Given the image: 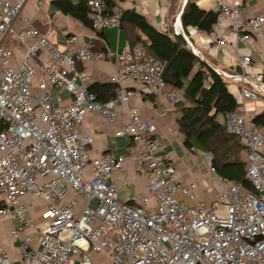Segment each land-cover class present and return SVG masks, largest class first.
Listing matches in <instances>:
<instances>
[{
  "label": "built area",
  "instance_id": "obj_1",
  "mask_svg": "<svg viewBox=\"0 0 264 264\" xmlns=\"http://www.w3.org/2000/svg\"><path fill=\"white\" fill-rule=\"evenodd\" d=\"M25 2L0 0V217L12 223L8 233L18 241L21 263L264 264V134L246 109V101L260 98L264 83L260 71H246L250 54L235 49L236 66L214 71L238 88L236 108L224 113L222 124L244 146V176L251 189L220 177L225 187L212 191L211 201L205 202L197 197L196 181L178 177L171 154L155 136L154 122L128 106L133 83L145 85L171 105L183 99L165 82V63L141 44L115 54L92 51L89 45L60 50L48 38L51 17L44 32L28 21L14 28ZM86 5L94 30L119 25V6L107 11L104 0H86ZM225 20L229 34L248 41L261 34L264 10L243 18L241 0L221 3L207 35L214 48L226 43L219 32ZM173 31L183 32L180 22H174ZM6 39L23 49L14 64ZM65 41L72 45L78 36L71 33ZM110 57L115 68L109 83L115 96L102 102L88 89L93 76L76 65ZM53 86L59 92L52 93ZM117 103L127 105L126 124L114 132L129 137L127 153L93 156L92 138L82 135L80 126L89 112L113 122ZM203 157L209 164L210 157ZM127 160L147 179L138 201L123 200L117 193ZM28 195L45 204L39 219L31 214ZM0 264H13L1 241Z\"/></svg>",
  "mask_w": 264,
  "mask_h": 264
},
{
  "label": "crops",
  "instance_id": "obj_2",
  "mask_svg": "<svg viewBox=\"0 0 264 264\" xmlns=\"http://www.w3.org/2000/svg\"><path fill=\"white\" fill-rule=\"evenodd\" d=\"M37 1L26 0L13 23L15 29H21L25 22L28 21L39 31L44 32L49 27L48 18L51 17L52 24L48 38L60 50H70L73 52L81 45H92L94 47L95 43L102 47L105 52L112 54L128 50L129 40L127 33L119 25L104 28L103 34L99 38L96 33L98 30H94L91 26L71 14L60 12L51 4V0H42V5L39 7ZM71 1L75 3L78 0ZM112 1L122 9H134L144 15L149 24L157 30L164 31L172 27L175 21L180 22L179 16L187 0H142L136 3L130 0ZM191 1L203 10L218 12L221 3L230 0ZM263 10V0H241L243 18L253 16ZM227 25L228 20H225L219 29L220 34L225 35L226 43L218 48L211 46L209 37L207 36L208 33L195 27L188 26L183 32L198 55L212 67L220 70L230 71L236 66L235 49H238L241 54H250L252 64L246 71L248 74L260 71L263 75L264 83V28L258 37L248 41H238L233 35L228 33ZM134 32L144 38L140 32L136 30ZM71 33L78 36V41L72 45H67L65 40ZM5 44L12 49L14 56L12 63H16L22 56L23 49L18 46L16 41L11 39H6ZM43 56L46 57V54L43 53ZM79 68L86 70L93 76L92 82L109 83V76L115 68L114 58L81 61L79 62ZM227 88L237 102L239 98L237 85L228 83ZM131 89L133 90V95L128 106L137 108L143 119L154 122L156 125L155 136L159 140L162 149L171 154L178 171V177L182 181H196L198 184L197 197L205 202H210L212 191L217 188H224L225 185L221 183L220 177L215 174L210 165L203 160L202 152L189 151L182 145L183 136L179 132L177 125V119L180 115L178 106L171 105L169 100L162 95L149 92L143 84L133 83ZM51 90L54 94L59 92V89L55 86L51 87ZM60 94L63 99L68 98L66 92L61 91ZM126 108L127 105L117 103L115 106L117 117L111 123L104 122L96 112L87 113L85 121L80 126V133L92 138L90 151L93 156L106 152L114 155L127 153L129 137L127 135H114L116 130L121 129L126 124ZM246 109L254 115L263 113L264 92L261 93L258 100L246 101ZM217 119L222 123L223 115H218ZM260 128L264 134V125L260 126ZM262 152L264 153V146ZM242 159L245 160L244 151ZM125 167L127 169L126 172L120 176L121 181L117 190L118 196L123 200L138 201L144 193L147 179L139 175L134 162L127 160ZM71 196L72 193L67 195V197ZM27 199L31 204V214L36 219H39L45 207L44 202L31 195H28ZM182 199L190 203L188 199ZM11 226V221L0 217V241L8 249L12 263L22 264L19 259L18 241L14 240L8 233Z\"/></svg>",
  "mask_w": 264,
  "mask_h": 264
},
{
  "label": "trees",
  "instance_id": "obj_3",
  "mask_svg": "<svg viewBox=\"0 0 264 264\" xmlns=\"http://www.w3.org/2000/svg\"><path fill=\"white\" fill-rule=\"evenodd\" d=\"M107 11L117 5L112 0H104ZM51 4L64 14H71L91 26L86 0H51ZM217 12L203 10L191 0H187L179 19L183 30L192 26L208 33L216 21ZM119 26L125 29L129 40L128 50L141 44L146 51L165 63L163 78L167 85L180 92L187 104L178 102L180 115L178 130L182 134V145L189 151L206 153L210 157V167L219 177H227L246 189H251L245 178L246 162L242 159L244 146L235 135L228 133L217 119L236 108V100L228 90L227 83L201 56L193 53L184 32L175 33L173 26L164 31L149 24L145 16L134 9H122ZM140 32L144 38L136 34ZM103 30L96 31L102 36ZM92 51L105 52L95 43ZM77 69L79 62H77ZM111 83L92 82L89 91L104 102L111 98ZM259 126L264 125V112L254 115ZM245 157V152H244Z\"/></svg>",
  "mask_w": 264,
  "mask_h": 264
},
{
  "label": "rangeland",
  "instance_id": "obj_4",
  "mask_svg": "<svg viewBox=\"0 0 264 264\" xmlns=\"http://www.w3.org/2000/svg\"><path fill=\"white\" fill-rule=\"evenodd\" d=\"M184 103V104H187V102L186 101H184L183 99L181 100V103ZM202 155H203V153H202ZM180 195H178V194H176V197H179ZM189 204H191V203H189ZM39 226H40V230L44 227V223L43 222H41V223H39ZM33 242V241H32Z\"/></svg>",
  "mask_w": 264,
  "mask_h": 264
},
{
  "label": "water",
  "instance_id": "obj_5",
  "mask_svg": "<svg viewBox=\"0 0 264 264\" xmlns=\"http://www.w3.org/2000/svg\"><path fill=\"white\" fill-rule=\"evenodd\" d=\"M114 96H115V94L112 92V93H111V97H114Z\"/></svg>",
  "mask_w": 264,
  "mask_h": 264
}]
</instances>
